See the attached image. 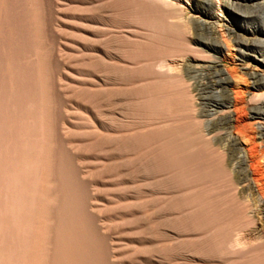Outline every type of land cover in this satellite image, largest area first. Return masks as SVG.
I'll return each instance as SVG.
<instances>
[{
    "label": "rangeland",
    "instance_id": "1",
    "mask_svg": "<svg viewBox=\"0 0 264 264\" xmlns=\"http://www.w3.org/2000/svg\"><path fill=\"white\" fill-rule=\"evenodd\" d=\"M8 1L11 3V0ZM14 1L15 8L17 2L23 3V0ZM36 1L40 3L43 17L46 18L47 26L42 35V52L43 54L51 52L49 67L53 91L57 88L54 97L55 101L57 100L56 113L60 118L58 119L56 115L59 138L63 143L67 164L84 186L82 190L86 201L87 224L89 232L95 238L91 242L93 250H91V258L96 254L95 257L99 256L101 264H238L249 252L253 254L256 251L253 254L255 257L261 255L259 249L264 244V227L261 223L262 217L256 214V210L259 206L263 208L264 201L253 202L250 196L251 189L240 191L243 184H248V182L242 184V181L246 178L250 181L252 174L251 163L247 160L248 176L242 177L243 166L240 161L252 147L258 146L260 149L264 146V143L261 144L264 141L262 136L264 134L259 135V132L251 126L254 121L248 119L249 116L244 122L248 128L241 130L239 134L234 127L236 115L231 113L230 117H227L222 114L223 107L232 99V89L247 93L252 88V84L256 83L260 86L256 93L264 94L263 84L259 82L262 76L255 68V64L248 63V67L238 65L235 48L231 42L229 51L222 48L218 54L213 53L222 60L213 65L204 64L195 67L183 64L182 58L177 55L169 57L162 54L158 58L151 55L147 58L144 53L146 49L141 47L152 42V45L156 43L158 38L156 33L136 20H133L135 23L129 20L127 14H115L112 9L116 0ZM165 1L168 2V6L163 7L158 3L148 4L159 9L161 20L170 26L171 31L174 28L179 29L182 21L186 22V18H196L200 10L212 12L219 22L225 20V11L219 0H211V5L207 0ZM30 4V0L26 2L25 9ZM235 8L236 10H231L232 16L226 21L228 24L248 31L264 30V5L254 4L246 8L243 6ZM178 17L179 19L181 17L182 21H179ZM204 29V26H197V34L205 36ZM217 32L219 34L225 32L219 24H217ZM126 35L131 37L127 38ZM224 36L226 37V34ZM78 43L80 45H77ZM250 44L249 56L253 57L255 54L264 59V44ZM30 48L28 45V58L32 60L34 57L31 56ZM152 49L154 50L153 46L149 50ZM120 55L122 58H119ZM162 60L170 62L169 68L172 70L176 68L177 71L173 70L176 73L157 67V62ZM111 62L120 66L112 65L111 68ZM234 67L236 68L233 70ZM113 69L115 74L111 71ZM229 71L236 73L235 77L232 74L234 78L228 76ZM182 75L185 79L181 78ZM226 76L230 78L228 84L225 83ZM178 78L186 85H179ZM115 89H118L117 92ZM162 90L167 95L175 94L177 99H181L178 107L168 108L165 104L163 106L165 99ZM183 91L188 94L186 98L183 97ZM151 95L157 99L148 102ZM249 105L250 112L264 115V99L250 102ZM106 107L109 109L106 110ZM93 119L98 120V124ZM111 134L118 135V144H112ZM215 134V138L212 137ZM129 136L134 137V148L131 152L127 148ZM146 137L151 139L149 143L143 141ZM211 138L212 141L215 139L214 142L210 140ZM99 139H102V143L97 145ZM177 144L181 145V150L184 151L180 153L174 149L172 153L168 147ZM188 152L203 156L204 162H208L211 166H217V156L222 155L224 164L227 165V174L204 178L195 187L188 186L184 183L179 169L180 161ZM126 173L130 177L126 176L128 175ZM235 174H239L238 177ZM248 186L253 187L251 181ZM199 191L211 211L219 217H228L223 226L209 222L199 224L194 220L196 208L191 201ZM250 216L254 221V228L247 226V219ZM249 241L250 245H248ZM234 242L237 245L240 243L238 248L235 247L237 245Z\"/></svg>",
    "mask_w": 264,
    "mask_h": 264
},
{
    "label": "bare ground",
    "instance_id": "2",
    "mask_svg": "<svg viewBox=\"0 0 264 264\" xmlns=\"http://www.w3.org/2000/svg\"><path fill=\"white\" fill-rule=\"evenodd\" d=\"M28 1L23 0L22 4L21 3L19 4V2H17L16 8H15L14 0H11V3L8 0H0V264H101L99 260V256L95 257L96 254L91 258V255H92L91 253L92 243L91 242H92V239L95 240V238L93 234L91 235V233L89 232V225L87 224L88 217L86 215V204H85L86 201L84 200V197H85L84 191H83L84 186H83V183H81V181L77 180V178L75 177V174H73L72 172V169L67 164L66 153L62 146L63 143L61 142L59 138V128L57 126L56 115L58 116V119L60 118H59V115L56 113L57 100L55 101V97H54L57 94V93H54V91L57 88L53 91L54 88L51 82L52 74H51V69L49 67V57H50L51 52L49 53L45 52V54H43L42 52L43 51L42 35L45 33L46 26H47L45 25L46 18L44 19L42 9L39 5L40 3H38V1L36 0H30L31 4L29 5V7H27V9H25L24 4L26 2L28 3ZM177 1L190 2V0H177ZM207 1L211 5L213 0L212 1L207 0ZM106 2H103V4ZM219 2L223 10L225 11V20L219 22L216 19L217 17L212 12L200 10L196 18L194 17L186 18L187 19L186 22H183L181 17L180 19L178 17V20L182 21V23L180 22L181 27L179 26L180 27L179 29L174 28L172 29V31H171L170 26L164 23L163 20H161L159 9H156L154 6H151L148 4V3H154V4L158 3L160 5H163V7L168 6V2L165 0H116L114 2V6L112 10L115 12V14L117 13L118 15L127 14V16L129 17L128 18L129 20L130 19L132 21L136 20L138 23L146 25L148 28L152 29L151 31L154 30V32L156 33L158 37L156 40V43L152 45L153 43L152 42V43L146 44L141 47V48L144 47L146 49L144 50V53L147 58L148 57L150 58L151 55L157 58L158 56L162 54H165L166 56H169V57L177 55L182 58L183 64L193 65L195 67L199 65L202 66L204 64L213 65V64H218L220 61H222L220 60L221 58L216 57L213 53L218 54L222 48L226 51H229L230 49L229 43L231 42L233 43V47L235 48V55L237 56V64L242 65V66L244 65L247 66L248 63L255 64L254 65L255 68L260 71L261 73L260 75L262 76L259 79V82L262 83L263 84L262 86L264 87V75H263L264 74V59L260 56H256L255 54H253V57L249 56L251 52L250 43H258V44L263 43L264 44V30L259 29V30H249L248 31V30H243V29H237L226 22L229 20L230 16H232L231 10H236L235 8L236 6H241V7L243 6L246 8L254 4L264 5V0H219ZM173 20L175 21V17ZM50 23L48 24L50 25ZM217 24H219V26H221L225 32H223L222 34H219L217 32ZM100 25H103V24H100ZM200 25L204 26L205 28L204 29L205 36H199L197 34L198 33L197 26H200ZM60 26L61 28H63L62 25ZM67 28L69 27L67 26ZM48 33H50V31H48ZM225 34H226V37L224 36ZM113 36H116V35H113ZM126 36L128 38L129 35H126ZM129 37H131V35ZM109 39H111V37ZM116 40L118 39L116 38ZM122 41H124L123 38H122ZM28 45L29 47H31L30 49L32 50L31 56L34 57L32 58V60H29L30 57L28 58V53H29L27 50ZM77 45H80V44L78 43ZM151 46H153L154 48V50L152 49L153 51L149 50ZM116 50L114 49V51ZM85 51H87V49ZM86 56L87 55H85V58ZM119 58H122V56ZM121 61L122 60H120V62ZM127 64H130V63L127 62ZM112 65H117V64H112L111 62V66ZM156 65H158L157 67L161 69L166 68V71L169 70L175 73L177 71L176 68H173V70L175 69L176 71H173L172 69H170L169 68V66L171 67L170 62L168 63L166 60L159 61L157 62ZM118 66L120 65L118 64L117 67ZM157 67L156 69H159ZM111 68H113V66ZM235 68L236 67H234L233 70ZM145 70L146 69H144V72ZM111 71H114V74H115L114 69ZM232 74L233 72L229 71L228 76H230V78H234L235 77L234 74L236 73L233 74L234 77ZM228 76L224 78L226 84H228V81H229L228 79H230V78H227ZM117 77L119 78V76ZM181 78H184V76ZM177 82L181 86L186 85L184 84V81L181 80L180 78H178ZM173 87L174 86H172V88ZM259 87L260 86L258 84L253 83L252 88L247 93H243L242 90L232 89V95H233V96L231 95L232 99H230L229 103L222 109V114L227 117H230L231 113L236 115L234 119L236 126L234 125L233 126L239 132V134L241 130H246L248 128V126L244 124L245 119L246 117L248 118V116H249L248 119L254 121L253 124H251V126L257 132H259V135L264 134V115L256 114L257 112L252 113L250 112V108H249L250 102L254 103L255 101H260L264 99L263 93L262 94L256 93ZM169 88H171V86ZM88 89L91 91L93 90L90 88ZM161 93L162 95H164V99H165L163 106L165 104L166 107L168 106V108L178 107V104L181 99L179 98L177 99V97H175L176 96L175 94L167 95V93L164 90H162ZM187 95L188 94H186V92L183 91V97L186 98ZM56 97H59V96H56ZM156 99L157 97L151 95V97H149L148 102L151 100L154 101ZM187 102L188 101H186V104ZM108 109L106 107V110ZM112 109H110V111ZM88 111H90V109H88ZM173 114L175 115V113ZM170 115L172 114H169V116ZM216 115H217V112H216ZM101 117L102 119H104L103 116ZM95 123L98 124V120H96ZM66 132H67V129H66ZM110 136H111L110 138H111L112 144L113 145L118 144V138H119L117 137L118 135L116 136L114 134L112 136L111 134ZM215 136L216 134L212 137L215 138ZM262 136L264 137V135ZM133 138H134L133 136H129L127 138L128 139L127 148H128V151L130 152L134 148ZM212 139L213 138H211L210 140L212 141ZM70 140H72V138H70ZM101 140L102 139H99L97 141L98 143L97 145L102 143ZM150 140L151 139L149 137H146L145 139L143 138V141L148 142V143L150 142ZM214 140L212 142H214ZM263 143L264 141H262L261 144ZM177 145L175 146L170 145L171 148L168 147V149L172 153H174L173 152L174 149L176 152L177 151L180 153L181 151L183 152L184 150L183 149L181 150V145L180 146L179 145L177 146ZM66 151L68 150L66 149ZM108 153H109V150H108ZM76 154L78 155V153ZM79 154H81V152ZM204 159L205 158L203 156L201 157L200 155H197V153L188 152L187 154L184 155L182 161H180L181 163L179 164V169H180V175L183 178L185 184L191 187L192 186L195 187L196 184L201 183L204 178H210V177H214L218 175L223 176L224 174H227V170H226L227 165L224 164L222 155L217 156V160H216L217 166L209 165L208 162H204L205 161ZM241 159H243L242 161H240L242 163L241 165L243 166V171H242L243 176L242 177L248 176V169L246 168L247 160L249 161V163H251L250 167L252 168V171H251L252 174H250L251 175L250 181L253 184V187L250 188L248 186L250 181L247 180L246 177H245L246 178L245 180H243V178L241 177V179L243 180L242 184L243 182L244 183L248 182V184H243L244 186L242 185L240 191L243 192V191H246V189L247 190L251 189L250 196L253 198L252 201L255 203H260L261 200L264 201V146H262L260 149H258V146L252 147L250 150H248L246 155H244V158H241ZM125 162H128V161H125ZM108 163L111 164L110 162ZM235 175L237 176L239 174H235ZM126 176H129V174ZM101 192L102 190L100 191V193ZM95 195L96 193H94V196ZM191 202L196 208L194 220L198 222L199 224H202V222H206V223L209 222V224L223 226L226 223L228 217H223V216L219 217V215L211 211L208 203L205 202V198L200 194V191L198 193H195L194 198L192 199ZM97 204L99 205V203ZM133 206L134 205H132V208ZM250 208H252V206H250ZM256 214L261 215L262 217L261 223L263 224V227H264V206L263 208L262 206H259V209L256 210ZM253 222L254 221L252 220V216H250L247 219V226H249V228H252ZM235 245H237V243ZM239 245L235 247L238 248ZM248 245H250V241ZM241 246H243V243ZM259 250H260L261 255L255 257L253 256V254L256 251L253 254L252 252H249L245 256L243 261L239 262L238 264H264V244H262Z\"/></svg>",
    "mask_w": 264,
    "mask_h": 264
}]
</instances>
